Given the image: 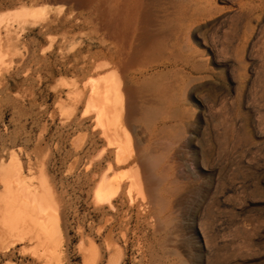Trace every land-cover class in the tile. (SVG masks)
<instances>
[{"label": "rangeland", "instance_id": "1", "mask_svg": "<svg viewBox=\"0 0 264 264\" xmlns=\"http://www.w3.org/2000/svg\"><path fill=\"white\" fill-rule=\"evenodd\" d=\"M133 1L130 69L104 65L102 2L0 0V264H264V0L183 30L193 0Z\"/></svg>", "mask_w": 264, "mask_h": 264}, {"label": "bare ground", "instance_id": "2", "mask_svg": "<svg viewBox=\"0 0 264 264\" xmlns=\"http://www.w3.org/2000/svg\"><path fill=\"white\" fill-rule=\"evenodd\" d=\"M125 0H101V2L103 3V8L102 9V18H103V29H104V36H109L108 35V31L111 30V38L108 39L111 42V46L107 47L105 49H103V54L102 56H104V58H106L105 60H107V62H104V65L106 63V65H113V66H119V65H125L123 67H127L130 68L134 65H137L140 61H142V59H145V51L144 49L138 47L136 45V33L139 30L140 27V13H138V8H136V4L134 3L133 0H126V2H124ZM215 1V0H214ZM99 3H101L98 0ZM101 3V4H102ZM176 4V2H174ZM240 3V2H239ZM124 5V7L122 6ZM187 5V4H186ZM241 5V3H240ZM263 5V3H262ZM140 6V5H139ZM172 6V5H171ZM170 6V7H171ZM175 7V6H173ZM178 7V6H176ZM252 8V7H251ZM262 8V7H261ZM264 8V6H263ZM165 9H168V7ZM214 7L212 6V4L208 1V0H193L189 6L183 8L182 12H181V17H180V28L183 30L186 27H189L191 25V22L197 21L198 19L204 18L208 15H210L213 11ZM257 9V8H256ZM141 10V9H140ZM143 10V9H142ZM169 10V9H168ZM178 10V9H177ZM177 10L175 12H177ZM248 10V9H247ZM263 10V9H262ZM101 11V10H100ZM164 11V10H163ZM172 11H174V9L172 10L171 8V13H173ZM254 10V8H252L250 10V13H252ZM264 11V10H263ZM37 12V8L33 7V6H26L23 5L19 8L17 14L20 17H23L24 19L28 20L30 17L35 16ZM141 12V11H140ZM167 13V11H165ZM248 12V11H247ZM257 12V11H256ZM169 13V12H168ZM250 13L248 12V15H250ZM254 13V12H253ZM258 13V12H257ZM261 13V12H260ZM264 13V12H263ZM262 13V14H263ZM101 14V13H99ZM142 14V13H141ZM165 14V13H164ZM163 14V15H164ZM176 14V13H175ZM178 14V13H177ZM247 14V13H246ZM167 14H165L164 16H166ZM174 14H172L173 16ZM244 15V14H243ZM242 15V16H243ZM247 15V16H248ZM261 15V14H260ZM259 15V16H260ZM143 16V15H142ZM246 16V15H245ZM246 16V17H247ZM175 17V16H174ZM177 17V16H176ZM258 17V16H257ZM163 18V17H162ZM167 18V17H166ZM178 18V17H177ZM244 18V17H242ZM253 18V17H252ZM101 19V18H100ZM142 19V18H141ZM245 19V18H244ZM248 19V17L246 18ZM251 20V19H250ZM259 20V18H258ZM257 20V21H258ZM143 21V20H142ZM164 22V21H163ZM166 23V21L164 22ZM260 23V22H259ZM144 24V23H143ZM246 25V24H245ZM142 26V24H141ZM238 26V25H237ZM251 27V26H250ZM142 28V27H141ZM140 28V30H141ZM237 28V27H236ZM234 28V29H236ZM240 28L242 29V27L239 26V30ZM245 29V28H244ZM248 30V28H246ZM252 29V28H251ZM260 29V28H259ZM258 29V30H259ZM139 30V31H140ZM236 33H238L237 30H235ZM244 31V30H242ZM246 31V30H245ZM229 32V31H228ZM109 33V34H110ZM139 33V32H138ZM240 33V32H239ZM238 33V34H239ZM247 33V32H246ZM237 34V35H238ZM242 34V33H241ZM239 34V35H241ZM244 34V33H243ZM10 36V35H9ZM8 36V37H9ZM244 36V35H243ZM110 37V36H109ZM242 37V36H241ZM241 37L240 40H241ZM246 37V36H245ZM229 38V37H228ZM8 39V38H6ZM13 40V39H11ZM139 40V39H138ZM245 40V39H244ZM8 42V41H7ZM176 42V41H175ZM228 42V41H227ZM10 43V42H9ZM8 45V44H7ZM14 45V44H13ZM245 45V44H244ZM11 43H10V45ZM141 46V45H140ZM173 46H177L175 43L173 44ZM246 46V45H245ZM244 46V47H245ZM191 54V53H190ZM239 56V55H238ZM104 60V61H105ZM187 62L189 63L190 60H187ZM193 62V61H192ZM103 65V63H102ZM135 67V66H134ZM127 68L126 72H127ZM131 69V68H130ZM133 71V70H131ZM136 71V70H135ZM139 71V70H138ZM141 72V71H140ZM144 72V71H143ZM133 73V72H132ZM138 73V72H137ZM128 75H130L128 73ZM132 75V74H131ZM130 75V79L133 77H131ZM136 75V74H135ZM126 76V75H125ZM107 79V78H106ZM111 79V77H110ZM133 80V78H132ZM135 80V79H134ZM137 80V79H136ZM111 81V80H110ZM98 82V81H97ZM108 82V81H107ZM116 82V81H115ZM96 83V82H94ZM99 83V82H98ZM101 83V82H100ZM96 86V85H95ZM93 86V87H95ZM99 86V85H98ZM115 87L114 84H108L106 83L103 88L98 92L99 93V97H100V101H101V108H102V114L104 116V120H106V123H110V120L112 119V117L114 116V114L116 113L117 110H119V106L120 104H118L117 98H116V92H115ZM93 89V88H92ZM118 90V89H117ZM95 93V92H94ZM243 93V92H242ZM119 96V95H118ZM117 96V97H118ZM234 99V98H233ZM156 100V99H155ZM120 101V100H119ZM208 101V100H207ZM121 103V102H120ZM99 106V107H100ZM123 108V107H122ZM121 108V109H122ZM98 109V108H95ZM100 109V108H99ZM120 112V111H119ZM122 112V110H121ZM101 114V113H100ZM118 113H116L117 115ZM122 114V113H121ZM114 118H116L114 116ZM243 118V117H242ZM122 119V118H121ZM103 120V121H104ZM113 121V120H112ZM105 122V121H104ZM103 122V123H104ZM115 122V121H114ZM105 123V124H106ZM111 128V127H110ZM117 143V142H116ZM122 152V151H120ZM122 155V154H121ZM121 155H119V159H122ZM12 159H13V166L15 168V170L17 171L18 175L21 174L23 165L22 162L20 161L18 155L14 152L12 153ZM23 173V172H22ZM17 175V177H19ZM20 178V177H19ZM6 183L8 184L9 182L6 181ZM10 186V183H9ZM14 188V187H13ZM19 188V187H17ZM16 189V188H15ZM20 189V188H19ZM23 189V188H22ZM102 189V188H101ZM21 191V190H20ZM23 191V190H22ZM25 191V190H24ZM103 191V190H101ZM19 192V190H18ZM37 194V193H36ZM10 195V194H9ZM12 197V196H11ZM26 197V196H25ZM17 198H19L17 196ZM18 200V199H17ZM25 200V198H24ZM30 200V199H29ZM23 201V200H22ZM36 201V200H35ZM15 202V200H13V203ZM17 202V201H16ZM31 202V201H30ZM25 203V202H24ZM37 204V201H36ZM22 205V204H21ZM2 207V206H1ZM12 207V205L10 206ZM23 207V205L21 206V208ZM33 207V206H32ZM4 208V207H3ZM24 208V207H23ZM29 208V206H28ZM2 209V208H1ZM16 209V208H15ZM38 209V208H37ZM6 209H4L5 211ZM33 210V209H32ZM3 211V209L1 210ZM7 212V216L6 213L4 212L5 217H3L1 220H5L7 221V225H12L21 215L20 213H22L21 209H16V210H6ZM26 211V210H25ZM30 211V210H27ZM36 211V210H35ZM37 212V211H36ZM41 212V211H40ZM28 213V212H26ZM42 213V212H41ZM2 215V213H1ZM33 216V215H32ZM37 217V216H36ZM42 217V216H41ZM29 222V220H28ZM40 222V221H39ZM27 225H31L26 223ZM5 225V224H4ZM3 225V226H4ZM15 225V224H14ZM38 225V223L36 224V226ZM44 225V224H43ZM33 226V225H31ZM35 226V227H36ZM2 226L0 225V238L3 237V229L1 228ZM8 227V226H6ZM12 227H15L12 225ZM41 227V226H40ZM38 227V228H40ZM9 228V227H8ZM19 228V227H18ZM30 228V227H29ZM7 229V228H6ZM5 229V231H7ZM43 229V228H42ZM12 229L10 228V231ZM38 230V229H37ZM14 229L11 231L13 233ZM43 231V230H42ZM9 232V230H8ZM11 233V234H12ZM41 233V232H40Z\"/></svg>", "mask_w": 264, "mask_h": 264}]
</instances>
